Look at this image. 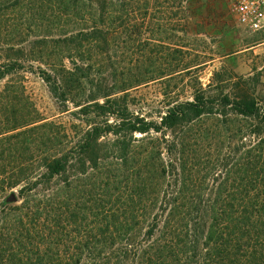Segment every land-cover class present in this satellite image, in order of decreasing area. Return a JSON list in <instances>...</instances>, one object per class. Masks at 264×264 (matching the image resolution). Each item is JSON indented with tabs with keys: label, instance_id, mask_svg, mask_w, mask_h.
<instances>
[{
	"label": "trees",
	"instance_id": "1",
	"mask_svg": "<svg viewBox=\"0 0 264 264\" xmlns=\"http://www.w3.org/2000/svg\"><path fill=\"white\" fill-rule=\"evenodd\" d=\"M108 1L73 0L77 6L78 2L87 5L85 10L80 7L82 24L64 40L70 45L71 68L54 74L42 71L54 97L73 101L78 108L72 113L83 116L82 129L66 133L65 146L43 154L35 164L0 165V264H124L121 253L132 247L133 264H264V104L245 87L230 94L200 84L193 88L191 99L168 102L154 120L130 110L125 96L115 95L119 91H95L92 77L114 40L103 37L104 23L115 18ZM132 35L133 27L128 39ZM189 64L183 65L185 69ZM12 69L1 64L0 80ZM83 86L91 94L77 101ZM9 111L11 116L0 129V158L4 145L38 121L29 114L17 116L15 106ZM208 120L216 124L211 135L214 146L229 144L220 163L225 173L212 185L204 178L197 181L193 163L189 172L194 175L188 174L182 156L187 132ZM248 121L252 128L245 130ZM228 124L233 127L227 128ZM20 128L24 130L14 133ZM234 135L238 145L231 149ZM132 148L130 214L121 220L111 207L98 220L97 213L72 208V181L102 179L98 171L103 156L123 165ZM20 154L27 160L34 157L27 149ZM15 189L17 201L6 202ZM107 204L110 198L103 206ZM85 215L102 227L68 229L81 224ZM129 224L133 227L127 228ZM118 241H124L125 247L116 246Z\"/></svg>",
	"mask_w": 264,
	"mask_h": 264
},
{
	"label": "rangeland",
	"instance_id": "2",
	"mask_svg": "<svg viewBox=\"0 0 264 264\" xmlns=\"http://www.w3.org/2000/svg\"><path fill=\"white\" fill-rule=\"evenodd\" d=\"M77 4L73 0H0V65L13 68V73L0 80V129L11 116V106L19 110L17 116L29 114L38 120L24 127L28 132L4 145L0 165L35 164L43 154L61 150L66 133L82 129L83 116L72 113L78 112L73 101L55 98L42 79V71L54 74L71 68L70 45L64 40L82 24L79 18L87 5ZM110 4L115 18L112 23H104L103 37L114 40L108 43L102 64L92 77L95 91H119L115 95L125 96L130 110L154 120L168 102L191 99L193 88L200 84L204 88L211 84L230 94L245 87L264 104V33L250 32L239 25L226 0H113ZM108 11H104V20ZM132 27L133 35L128 39ZM186 63L191 67L185 69ZM171 67L175 73L166 75ZM124 86L128 89L120 91ZM78 94L75 100H87L91 91L83 86ZM249 123L245 130L252 128ZM213 127L216 124L210 120L193 126L187 132L182 154L186 172L192 176L197 171V181L204 178L210 185L224 175L220 163L229 150L227 142L214 146ZM236 140L234 135L231 149L238 145ZM25 149L34 153L32 160L20 154ZM191 163L195 168L189 172ZM99 168L102 179L82 177L72 181V208L97 213L100 220L113 207L123 220V215L132 211L128 201L133 199V148L125 164L114 165L110 156H103ZM109 198L111 204L103 206ZM92 222L93 218L85 215L81 224L68 229L102 227ZM117 243L125 247L124 241ZM130 249L121 253L124 264H133V247Z\"/></svg>",
	"mask_w": 264,
	"mask_h": 264
},
{
	"label": "built area",
	"instance_id": "3",
	"mask_svg": "<svg viewBox=\"0 0 264 264\" xmlns=\"http://www.w3.org/2000/svg\"><path fill=\"white\" fill-rule=\"evenodd\" d=\"M236 19L250 32L264 33V0H226Z\"/></svg>",
	"mask_w": 264,
	"mask_h": 264
},
{
	"label": "water",
	"instance_id": "4",
	"mask_svg": "<svg viewBox=\"0 0 264 264\" xmlns=\"http://www.w3.org/2000/svg\"><path fill=\"white\" fill-rule=\"evenodd\" d=\"M5 201L6 202H16L17 201V196H16L15 192L14 191L10 192L7 195Z\"/></svg>",
	"mask_w": 264,
	"mask_h": 264
}]
</instances>
